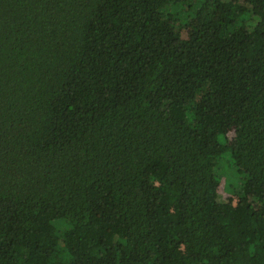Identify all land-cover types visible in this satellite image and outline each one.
<instances>
[{"label": "trees", "instance_id": "trees-1", "mask_svg": "<svg viewBox=\"0 0 264 264\" xmlns=\"http://www.w3.org/2000/svg\"><path fill=\"white\" fill-rule=\"evenodd\" d=\"M0 264H264V0H0Z\"/></svg>", "mask_w": 264, "mask_h": 264}, {"label": "rangeland", "instance_id": "rangeland-1", "mask_svg": "<svg viewBox=\"0 0 264 264\" xmlns=\"http://www.w3.org/2000/svg\"><path fill=\"white\" fill-rule=\"evenodd\" d=\"M220 170L222 172V179L219 187V198L232 203L234 212L239 211L241 207L239 203L240 194L247 191L252 192V189H247L243 185V174L231 167L227 161H222ZM242 215H244L243 212Z\"/></svg>", "mask_w": 264, "mask_h": 264}]
</instances>
